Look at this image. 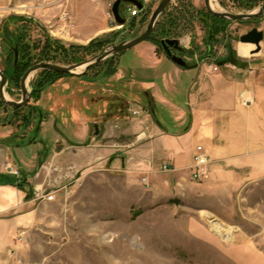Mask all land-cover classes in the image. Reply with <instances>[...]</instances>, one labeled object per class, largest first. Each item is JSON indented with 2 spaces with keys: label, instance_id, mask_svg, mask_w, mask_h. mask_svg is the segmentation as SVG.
<instances>
[{
  "label": "rangeland",
  "instance_id": "1",
  "mask_svg": "<svg viewBox=\"0 0 264 264\" xmlns=\"http://www.w3.org/2000/svg\"><path fill=\"white\" fill-rule=\"evenodd\" d=\"M30 1L32 3L25 6L10 5L7 11L10 15L31 16L35 21L4 22L0 17V32L5 26L12 32L27 29L24 35L31 43L43 39L44 30L66 44H88L95 37H108L107 48L111 43L141 34L161 0H142L145 4L142 12L132 4H123L121 12L128 22L124 26L116 22L112 13L115 0H101L97 4L96 0L81 2L76 18L84 33L92 26L104 27L95 37L84 35L76 19L61 18L67 5ZM211 1L215 10L233 13L256 10L264 2L259 0L254 8H248L240 0ZM32 4L33 9L30 8ZM206 11L204 0H172L158 20L160 24L171 17L178 20L172 35L178 36L191 50L186 54L191 62L202 60L207 46V30L200 20L202 12ZM263 21L264 15L253 21L230 20L226 30L230 48L223 38L220 42L214 40L212 56L204 59L221 62L227 59L229 52L231 59H236L233 55L238 56L240 36L254 27L261 29ZM151 45L156 47V55L165 56L162 48L152 40H144L116 57L113 63H119V67L114 74L105 75L107 65L104 63L89 70L84 79L66 76L42 93L38 101L43 112L40 128L29 136L36 137L39 143L59 138L61 142L65 139L67 144H72L73 133L83 128L87 130V138L75 144L91 150L100 142L104 155L99 160L84 154L83 158L89 160L87 164H75L72 159L71 176L66 175L62 180L66 186L58 188V185L49 187L46 184L44 190L41 189V193L56 190L55 198L45 205L39 203L38 217L16 232L8 253L9 264H264L261 257L255 255L264 254V179L232 197L216 200L223 212L211 213L232 229L230 239L213 228L214 221L203 213L206 209L193 203L191 198L161 197L153 189L154 184L173 183L170 173L147 174L135 169L130 175L122 166L124 154L133 156L130 167L134 169L138 164L135 145L143 140L144 134L135 132L133 136L127 128L140 125L141 121L133 118L145 115L144 96L133 89L142 86L152 75L145 65L153 59L144 57L146 52L150 53ZM6 48L0 37V67L4 66ZM167 62L171 64L172 60ZM36 74L33 73L28 81L29 90ZM20 96L16 91L9 98ZM135 109L142 113L137 115ZM36 121L35 118L32 128ZM96 123L99 124L98 134H95ZM133 137L135 142H129ZM146 175L150 179L149 187L142 180ZM31 191L36 203L44 200ZM245 240L249 242L244 244ZM247 247L251 251H245Z\"/></svg>",
  "mask_w": 264,
  "mask_h": 264
},
{
  "label": "crops",
  "instance_id": "2",
  "mask_svg": "<svg viewBox=\"0 0 264 264\" xmlns=\"http://www.w3.org/2000/svg\"><path fill=\"white\" fill-rule=\"evenodd\" d=\"M55 1L54 4L67 5L70 17L76 21L77 6L88 2ZM97 2L101 0H96L95 4ZM27 3L32 1L0 0L1 20L10 15L11 12L7 11L10 5L20 7ZM30 8L33 9L34 5ZM262 25L264 32V21ZM78 28L84 35L93 37L104 31L102 25L92 26L85 34L79 22ZM149 48L150 53L146 52L144 57L153 61L145 68L152 75L142 86L133 89L144 96L145 115L133 118L141 121L140 125L127 128L133 136L135 132L144 134L133 151L139 165L135 164L134 169L130 167L133 162L131 154L122 155L121 164L130 175L135 169L147 174L170 173L173 183L165 181L164 186L152 185L161 197L191 198L199 207L219 214L223 210L216 200L232 197L264 179V39L261 49L254 55H241L238 51L237 57L233 55L236 59H231L229 52L226 61L195 60L193 68L181 67L173 61L168 64L170 58L165 54L156 55L154 45ZM246 98H251L252 103L244 104ZM135 111L137 115L142 113L140 109ZM13 131L14 128L0 127V264H9L8 253L14 236L38 217L39 203L50 202L44 199L36 203L31 190H44L46 184L62 188L67 185L62 184V180L66 175L71 176L72 159L75 164H87L89 160L83 158L84 154L99 160L104 155L100 142L91 150L75 144L87 138V130L83 128L73 133L72 144H67L65 139L61 142L59 138L47 143L28 142L33 131L27 132L25 138L20 135L11 137ZM135 140L133 137L129 142ZM197 145L205 148L210 159L208 176L201 182L193 179L191 170ZM164 163H169L173 169L163 171ZM7 164L19 168L20 176L9 173ZM145 177L147 180L143 182L151 186L149 177ZM22 180L26 185L19 187L16 182ZM248 242L243 241L244 244ZM247 250L251 251L248 247ZM255 255L264 261V254Z\"/></svg>",
  "mask_w": 264,
  "mask_h": 264
},
{
  "label": "trees",
  "instance_id": "3",
  "mask_svg": "<svg viewBox=\"0 0 264 264\" xmlns=\"http://www.w3.org/2000/svg\"><path fill=\"white\" fill-rule=\"evenodd\" d=\"M243 2V5H246L248 8H254L256 6L257 1L259 0H240ZM261 17V16H260ZM260 17L254 18L258 19ZM11 20H21L24 22L27 21H35V19L28 15H10L5 21H11ZM202 24L206 27L207 30V37H206V44L208 42L218 41L221 38L224 39L227 48L230 46V43L226 39V30L228 27V22H230L229 19L218 17L215 15H212L210 12H202L201 18H200ZM177 19L174 17H171L168 19L166 23H158L156 24L151 36L150 40H152L158 47L161 46L160 39L172 35L173 29L176 28ZM253 21V20H249ZM134 22V21H133ZM242 22V21H241ZM134 25V23H132ZM2 33H6L7 31H11L10 29L5 26L3 30L1 29ZM27 29L19 30L15 34L16 43L20 46V53H19V64L18 69L21 70L23 73L30 65L41 62V61H47L52 63H59L64 65L74 64L78 62L85 61L93 56H95L97 53L101 52L105 46L110 42L108 37H95L92 39L88 44H77V43H71L66 44L62 40H59L52 35L49 34L46 30H44L43 39L34 40L32 43L26 40L24 32H26ZM12 32V31H11ZM230 48V47H229ZM120 55H113L105 59L104 61L95 64L90 67L89 70L93 68H98L104 63L107 65L105 70V75H112L114 74L119 67V63H113V61L116 59V57ZM212 54H208L206 50L202 52L201 58L211 57ZM228 60L225 59L223 61ZM88 70V71H89ZM87 71V72H88ZM87 72L82 74L81 76H78L81 79H84L87 75ZM66 76H77V75H70L65 74L56 70H50V69H44L40 70L37 74V78L33 82L32 88V94L35 101H39L41 98L42 93L46 90L47 87L55 83L60 78L66 77ZM39 115L40 117H43V112L41 108L39 107ZM25 121L26 124L31 122V111L29 114H25ZM22 130L26 128H21ZM17 136V135H15ZM12 137V136H11ZM14 137V136H13ZM22 138H25V136H22ZM31 137L28 139V142H30ZM9 140H6L5 143H8ZM10 180H7V182ZM19 187H24L26 185V182L24 180L16 182Z\"/></svg>",
  "mask_w": 264,
  "mask_h": 264
},
{
  "label": "water",
  "instance_id": "4",
  "mask_svg": "<svg viewBox=\"0 0 264 264\" xmlns=\"http://www.w3.org/2000/svg\"><path fill=\"white\" fill-rule=\"evenodd\" d=\"M123 0H115L112 6V13L115 17L116 22L119 25H123L125 23V19L121 16L120 13V3ZM124 1H130L135 3L138 8L142 9L143 7V1L142 0H124ZM172 0H161L158 6L155 8V10L152 13V16L150 18V21L146 27V29L139 34L138 36L124 40L120 43H111L107 48L102 50L100 53L96 54L95 56L74 64H69V65H64V64H59V63H52V62H47V61H42L38 62L35 65L31 66L24 74L23 79H22V90L24 94V100L22 102H15V101H8L9 104H15V105H22L26 103L30 97V93L28 92L27 89V79H29V76L39 70L43 69H50V70H56L65 74H70V75H77L81 76L82 74L86 73L91 66L98 64L105 59H107L110 56L121 54L122 52L126 51L127 49L137 45L138 43L147 40L160 16L163 14L165 9L168 7L169 3ZM206 9L208 12H210L212 15L218 16V17H223L227 18L229 20L233 21H244V20H253L254 18L260 17L264 15V2L262 5H260L256 10H252L249 12H243V13H233L230 11H217L215 10L212 5H211V0H204ZM264 39V32L257 28L254 27L247 33L243 34L240 36V41L244 43H252L255 44L256 48L252 50L251 53L258 52L261 49V41ZM162 43L167 46H173L179 50H186V46H184L183 42L181 39L174 38V39H166L162 40ZM168 57L177 65L184 67V68H193L196 66V64H190L184 57L173 54L167 47L166 49ZM18 61V51L15 52V63ZM80 69V70H79ZM82 69V70H81ZM0 97L2 99L5 98L4 94V86L7 81V76L3 73V71L0 69ZM99 133V124H95V134Z\"/></svg>",
  "mask_w": 264,
  "mask_h": 264
},
{
  "label": "flooded vegetation",
  "instance_id": "5",
  "mask_svg": "<svg viewBox=\"0 0 264 264\" xmlns=\"http://www.w3.org/2000/svg\"><path fill=\"white\" fill-rule=\"evenodd\" d=\"M126 3L132 4L138 8V6L135 3L130 2V1H124L123 0L120 3V7H119L120 13H121V16L125 19V23L122 26H124L125 24L128 23L127 18L124 17L122 12H121L122 5L126 4ZM143 4H144V1H143ZM144 9H145V4L143 5L142 9L138 8L139 12H142ZM0 37H1V40H2L3 44L5 45V47H7L6 48L7 50H6V53L4 56V66L0 67V69L3 71V73L7 76V81H6V84L4 86V94H5L6 99H2L0 97V108L2 111L1 116H0V119H1L0 120V127L1 128H14V131L12 132L11 136L20 135L22 137V136H26L27 132L35 131V130L38 131L40 128V120H42V117L40 118V115H39V103H38V101L34 100V97L32 94V91H33L32 85H33V82L35 81V79L37 78V74L40 70L37 71L36 76L31 80L30 90L28 87V81L30 79H27V89H28V92L30 93V97H29L28 101L22 105L9 104L8 101L22 102L24 100V94H23V90H22V79H23L25 72L31 66L35 65L36 63L30 65L22 73L21 70L18 69V64L20 61L19 60V53H20L19 47L20 46L15 41L16 40L15 34L11 31H7L6 33L5 32L2 33V31H1ZM149 38L147 40H150ZM174 38L180 39L176 35H170V36H167V37L160 39V44H161L160 48H162L164 54L168 57L167 52H166V49L168 47V49L173 54L180 55V56L184 57L190 64H193L194 62L189 61V59L186 55L187 53H191V50H189V49L179 50V49H177L173 46H170V45L165 46L162 43V40L174 39ZM225 45H226V43H225ZM205 50L207 51L208 54H210V53L212 54V41L207 43ZM16 51H18V61L15 63V52ZM206 58H209V57H206ZM0 82H1V78H0ZM16 91L20 92V94H21L20 98H17V99L16 98H9V97L13 96ZM30 111H31V122L26 124L27 121H25L24 116H25V114H29ZM35 118L37 120L36 125L34 126V128H32L33 127L32 124H33V121ZM21 128H26V129L21 130V132H20L19 129H21ZM34 141H36V137H31L30 142H34Z\"/></svg>",
  "mask_w": 264,
  "mask_h": 264
},
{
  "label": "built area",
  "instance_id": "6",
  "mask_svg": "<svg viewBox=\"0 0 264 264\" xmlns=\"http://www.w3.org/2000/svg\"><path fill=\"white\" fill-rule=\"evenodd\" d=\"M43 3H47V4H53L56 3L55 0H41ZM62 2V1H61ZM69 11L68 9H63L61 12V18L63 20H67V18H69ZM215 69H217V67H214ZM243 103L244 104H251L252 100L251 98H246L243 99ZM209 154L208 152L205 150V148L202 145H197L196 147V152L194 154V159H193V164L191 165V169H192V176L194 179L200 180L203 178H206L208 176L209 173V169H208V165H209ZM173 167H171V165L169 163H164L162 166V170L163 171H169L172 170ZM7 171L11 174L20 176V171L17 167H15L13 164H7ZM147 178L143 177V181L146 182ZM37 197L39 198H43L46 200H53L55 198V191H49V192H42L41 190H37L35 191Z\"/></svg>",
  "mask_w": 264,
  "mask_h": 264
},
{
  "label": "bare ground",
  "instance_id": "7",
  "mask_svg": "<svg viewBox=\"0 0 264 264\" xmlns=\"http://www.w3.org/2000/svg\"><path fill=\"white\" fill-rule=\"evenodd\" d=\"M211 5L212 7L214 8L215 6L213 5V2L211 1ZM255 48V44H252V43H244V42H239L238 43V51L241 55H250L251 54V51ZM80 70V69H79ZM33 74H31L29 76V79L31 78ZM204 215H206L207 217L209 218H212V220L214 221L213 222V228L223 234V235H226L228 238H232V229L228 228L225 226V224H223L220 220H218L217 218H215V216L212 215L211 212L205 210L204 212Z\"/></svg>",
  "mask_w": 264,
  "mask_h": 264
}]
</instances>
